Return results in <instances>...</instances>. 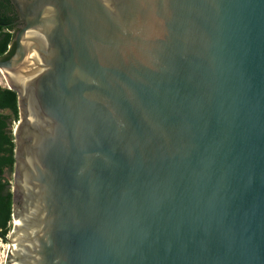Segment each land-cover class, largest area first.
<instances>
[{
	"label": "water",
	"instance_id": "water-1",
	"mask_svg": "<svg viewBox=\"0 0 264 264\" xmlns=\"http://www.w3.org/2000/svg\"><path fill=\"white\" fill-rule=\"evenodd\" d=\"M9 1L4 264H264V0Z\"/></svg>",
	"mask_w": 264,
	"mask_h": 264
},
{
	"label": "trees",
	"instance_id": "trees-1",
	"mask_svg": "<svg viewBox=\"0 0 264 264\" xmlns=\"http://www.w3.org/2000/svg\"><path fill=\"white\" fill-rule=\"evenodd\" d=\"M14 10L9 0H0V58L10 53L8 44L13 33L11 22ZM6 55L5 57H7ZM8 110L11 114H3ZM18 118L17 95L12 89L0 85V240L5 242V236L11 228L12 220V193L11 179L5 176L6 170L12 173L13 157V135L12 120Z\"/></svg>",
	"mask_w": 264,
	"mask_h": 264
},
{
	"label": "flooded vegetation",
	"instance_id": "flooded-vegetation-1",
	"mask_svg": "<svg viewBox=\"0 0 264 264\" xmlns=\"http://www.w3.org/2000/svg\"><path fill=\"white\" fill-rule=\"evenodd\" d=\"M12 5V4H11ZM13 8V6H12ZM14 10V8H13ZM11 15L14 16V19L12 20L11 22V26L12 28L10 29V31L13 33V36H12V39L10 41V43L8 44V49L10 51V53L8 52V54L6 53L2 58L0 59H7L9 58L13 53H14V50H15V47H16V35L17 33L20 31L21 29V24L18 23L17 19H18V16H17V13L16 11L14 10L13 13H11ZM6 55H8L7 57H5ZM18 119V118H17Z\"/></svg>",
	"mask_w": 264,
	"mask_h": 264
},
{
	"label": "rangeland",
	"instance_id": "rangeland-1",
	"mask_svg": "<svg viewBox=\"0 0 264 264\" xmlns=\"http://www.w3.org/2000/svg\"><path fill=\"white\" fill-rule=\"evenodd\" d=\"M6 83H8L7 82V80H6V78H4L3 76H1V73H0V85L1 86H5L6 85ZM2 113L3 114H11L8 110H4V111H2ZM17 123V119L16 120H12V127H14L15 126V124ZM8 174V178H10V179H12V177H11V173L10 172H8L7 173ZM11 184H12V180H11ZM12 218V217H11ZM10 225H11V227H12V225H13V221L11 220V223H10ZM7 244L8 242H3L2 240H0V244ZM6 257V256H5ZM5 260V259H4ZM3 260V263H5V261Z\"/></svg>",
	"mask_w": 264,
	"mask_h": 264
},
{
	"label": "bare ground",
	"instance_id": "bare-ground-1",
	"mask_svg": "<svg viewBox=\"0 0 264 264\" xmlns=\"http://www.w3.org/2000/svg\"><path fill=\"white\" fill-rule=\"evenodd\" d=\"M0 73H1V76H3L4 78H6L5 76V73L0 70ZM13 221V220H12ZM9 244L10 243H7V244H0V264H4L3 263V260L6 258V254H7V251H8V247H9ZM5 261V260H4Z\"/></svg>",
	"mask_w": 264,
	"mask_h": 264
}]
</instances>
